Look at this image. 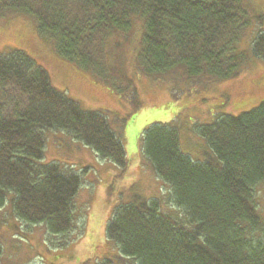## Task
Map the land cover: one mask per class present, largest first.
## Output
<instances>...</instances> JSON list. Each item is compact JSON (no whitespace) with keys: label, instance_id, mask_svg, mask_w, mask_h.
<instances>
[{"label":"trees","instance_id":"16d2710c","mask_svg":"<svg viewBox=\"0 0 264 264\" xmlns=\"http://www.w3.org/2000/svg\"><path fill=\"white\" fill-rule=\"evenodd\" d=\"M11 15L31 18L60 57L123 98L131 90L136 110L141 103L133 87L125 77L117 80L109 65L113 36L130 34L142 22L137 69L146 77L181 72L188 82H224L248 64L238 45L253 22L263 19L244 0H0V21ZM252 46L264 62V31ZM125 122L118 119L116 134L103 114L85 112L54 90L47 71L25 52H0V209L11 192L20 221L44 224L52 236L71 232L81 176L38 164L44 132L70 134L125 174L120 140ZM198 133L214 159L193 162L180 149L178 131L167 124L143 131V154L171 187L172 203L183 216L164 213L158 200L141 197L117 208L106 237L120 250L119 264H264V234L257 236L264 221L256 204L257 187L264 184V104L236 117L221 116ZM2 255L0 246V261Z\"/></svg>","mask_w":264,"mask_h":264},{"label":"rangeland","instance_id":"374dc122","mask_svg":"<svg viewBox=\"0 0 264 264\" xmlns=\"http://www.w3.org/2000/svg\"><path fill=\"white\" fill-rule=\"evenodd\" d=\"M244 2L263 19H256L239 43L238 51L245 52L249 62L237 78L229 81L188 82L181 72L146 77L137 69L144 32L142 22H136L130 34L113 36L108 44L109 65L117 80L125 77L124 82L133 87L141 103L139 110L134 109L136 100L131 90L123 98L76 64L60 57L50 42L39 37L31 18L11 15L0 21L1 53L25 52L47 71L54 90L65 94L85 112L103 114L116 134L119 133L118 119H126L120 140L128 163L122 174L117 165L100 159L70 134L59 130L44 132L46 147L38 164H56L81 176L74 227L65 236H52L44 224L29 225L20 221L11 203L15 195L10 192L0 209L3 249L0 264H82L89 259L119 264L120 250L106 237L107 225L117 208L141 197L148 202L158 200L164 213L183 216L182 210L172 203L171 187L157 176L143 154L142 134L151 125L167 124L178 131L182 153L193 162H205L215 155L198 133L199 128L213 124L221 116L236 117L264 104V62L254 56L252 46L264 31V0ZM256 204L264 221V184L257 187ZM261 233L264 234V226L257 236ZM124 264L135 263L125 261Z\"/></svg>","mask_w":264,"mask_h":264}]
</instances>
